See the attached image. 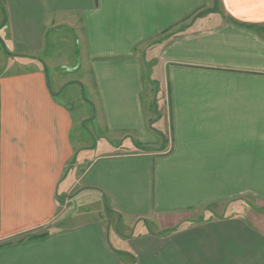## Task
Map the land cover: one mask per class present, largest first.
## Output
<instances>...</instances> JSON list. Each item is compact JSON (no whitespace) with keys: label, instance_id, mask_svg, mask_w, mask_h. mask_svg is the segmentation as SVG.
<instances>
[{"label":"crops","instance_id":"crops-1","mask_svg":"<svg viewBox=\"0 0 264 264\" xmlns=\"http://www.w3.org/2000/svg\"><path fill=\"white\" fill-rule=\"evenodd\" d=\"M218 1L0 0V264H264V0ZM93 144L112 235L59 216Z\"/></svg>","mask_w":264,"mask_h":264},{"label":"rangeland","instance_id":"rangeland-1","mask_svg":"<svg viewBox=\"0 0 264 264\" xmlns=\"http://www.w3.org/2000/svg\"><path fill=\"white\" fill-rule=\"evenodd\" d=\"M206 10L207 9H219L220 8V3L218 0H209V5L207 7H205ZM73 34L69 35L68 33H63V35L61 34V42L63 41L62 38H66L64 39V43H63V47L67 48V43L70 42V40H74L71 36ZM71 37V38H70ZM68 50V49H66ZM71 58V57H70ZM77 69V65L73 66L70 65L68 67H65V71H71V70H75ZM150 71L147 72V78L148 81H150ZM151 87H149L147 85V89L148 91V95H146V99H145V106H146V110L148 109L149 105H151L152 103H154V106H158L159 103H163V101H161L162 98V91L160 89V85L158 82L156 81H150ZM150 93H153V96H151ZM150 94V95H149ZM93 103H96L93 100ZM70 108L73 109L75 116H78L79 114H77L76 112H80L83 113L84 110V105L81 104L80 100H73L71 103L68 104ZM90 106V107H89ZM89 106H85L87 108V112L86 114L88 116L91 117L92 121H95V119L97 118L98 114L96 112V109L94 107V105L89 104ZM152 106V105H151ZM155 109V108H154ZM154 112V110H153ZM90 114V115H89ZM81 115V114H80ZM89 133L92 136V141L97 140L96 138V130L94 128V124H92L91 130H89ZM167 139L161 138L159 139V145L158 147H154L153 151H162L164 149H166L167 147ZM125 148L122 147H118L117 150L115 151L116 155H132L135 153H143L144 151H150L152 149L149 148H145L142 146H135L133 145V147L131 146H127L124 145ZM91 151V157L89 155L86 156L87 159L83 160V155H77V158H75V160L73 161V163L71 164V167L69 168V170L67 171V178H66V182H68V184L70 185L68 190L63 193L60 197V202L63 203V207L59 210V216H71V215H75L76 216V220L70 221L68 224L71 225H80L83 222H86L85 219L88 218H94V219H99L101 218L103 220V224L105 226V228L109 231V235L113 234V228L117 225L116 223L118 222L117 218H116V214L114 213V211H112L111 208H107V206L104 204V207H91L92 209L89 210L88 206H83V204L81 203V201L84 199L83 198V191H80V187L78 185V180L81 177L82 173L85 171V169L88 167V165H90V162H92V160L94 159V157H96V153H94L95 151V147L94 144L92 145V148L89 150ZM254 201V200H253ZM251 200V203L247 202V201H239L238 204H241L242 207H246V206H250L252 208H254L255 203ZM86 214V215H85ZM89 214V215H88ZM82 216V217H79ZM73 223V224H72ZM121 224V220H119V222ZM115 227V228H116ZM47 231V230H46Z\"/></svg>","mask_w":264,"mask_h":264}]
</instances>
